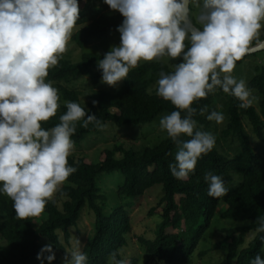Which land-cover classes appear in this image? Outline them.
<instances>
[{
  "label": "clouds",
  "instance_id": "9594fccd",
  "mask_svg": "<svg viewBox=\"0 0 264 264\" xmlns=\"http://www.w3.org/2000/svg\"><path fill=\"white\" fill-rule=\"evenodd\" d=\"M124 17L117 31L120 43L98 60L102 82L116 86L141 61H178L172 72L159 73L155 94L176 110L163 115L159 127L176 144L169 164L177 179H187L202 156L213 150L215 136L194 119L207 107H193L218 89L246 109L251 92L232 73L236 62L264 50V0H104ZM193 5L197 12L193 15ZM79 0H0V195L13 201L18 220L39 216L67 178L77 171L68 162L74 149L77 122L87 128L106 125L85 106L66 101L59 123L45 129L42 122L60 108L58 89L47 79L67 50L79 20ZM206 118L222 123L223 113ZM188 137L185 140L183 137ZM208 195L224 197L230 187L221 175L203 176ZM255 234H264V216L255 220ZM264 242V235H259ZM77 240L65 248V264H88ZM45 253H48L45 256ZM109 264H127L110 254ZM41 264L56 259L52 245L37 254ZM250 264H264L257 254Z\"/></svg>",
  "mask_w": 264,
  "mask_h": 264
},
{
  "label": "trees",
  "instance_id": "16d2710c",
  "mask_svg": "<svg viewBox=\"0 0 264 264\" xmlns=\"http://www.w3.org/2000/svg\"><path fill=\"white\" fill-rule=\"evenodd\" d=\"M79 8L80 15L76 25L81 28L72 37L78 47L87 46L94 39H109L119 33L117 29L124 17L119 11L111 14V9L104 0H79ZM261 38L264 39V36ZM109 50L84 53L76 62L61 57L58 65L49 70L47 79L58 89L61 106L56 116L42 122L45 129L60 122L59 116L67 110L66 101L84 106L81 91L69 88L63 82L89 75L91 84L98 87L102 77L98 60ZM256 53L258 52L253 54ZM245 57L237 63L242 62ZM173 70L174 66L166 61L143 62L130 70L120 88L97 91L95 102L86 107L88 114L97 115L104 124L113 122L119 126L139 127L153 123L160 115L176 110L171 102L163 100L152 91L159 73ZM256 72L248 87L261 94L259 109L253 104L246 109L240 108L237 98L220 89L194 103L193 107L198 110L207 107L208 112L200 115L198 111L194 119L201 130L209 131L215 136L216 144L211 152L198 159L194 172L187 179H177L171 174L169 164L174 162L177 147L165 133L152 145L144 143L141 148L134 145L126 147L124 144L107 148L98 163L89 162L85 157L69 155L68 162L77 171L60 186V199L52 198L37 217L18 220L13 201L0 195V239L5 241V244H0V264H41L37 254L47 245L44 239H48L52 246L66 254L62 233L68 242L71 229L78 226L85 206L96 216L93 235L83 249L88 255V264H109L110 254L113 252L118 253V259H124L122 250L129 244L133 231L131 207L138 205L147 190L157 184L163 185V193L158 198L157 206L150 212L153 214L157 207L162 206L155 237L148 239L145 234L138 237L152 258L166 264L187 263L211 228L223 202L226 203L221 214L223 218L247 221L249 224L223 229L225 243L217 245L215 249L226 251V257L213 264H250V260L257 254L264 258V242L259 239V235L264 234H256L249 246L243 247L248 233L255 232L258 226L256 218L264 216V154L252 145L247 129L249 125L254 133L264 138V68L257 67ZM224 96L227 98L224 110L228 124L223 134L230 136L232 142L234 138L239 141L233 156L221 148V138L211 131L213 121L206 118L211 111H218L217 101ZM82 123L77 122V131L72 136L75 145H80L88 134L98 130L93 124L85 128ZM183 139L189 138L185 136ZM118 153L122 156L118 157ZM233 169L236 170L234 173ZM114 171H120L124 175L117 195L133 201L127 208L113 207L106 213L104 206L99 203L103 198L99 178L103 173ZM208 171L221 175L227 184H231L226 196L214 199L207 194L203 176ZM177 195H181L180 201L177 200ZM62 201L61 208L59 202ZM59 261L57 257L54 260ZM44 264H48V261L45 260ZM128 264H139V259L132 258Z\"/></svg>",
  "mask_w": 264,
  "mask_h": 264
},
{
  "label": "rangeland",
  "instance_id": "374dc122",
  "mask_svg": "<svg viewBox=\"0 0 264 264\" xmlns=\"http://www.w3.org/2000/svg\"><path fill=\"white\" fill-rule=\"evenodd\" d=\"M193 15L196 14L197 9L196 6L193 5ZM117 10H110L111 14L117 13ZM81 26L76 25L73 29V34L71 39L68 42L67 50L62 55L65 59H70L71 61H79L84 53L93 52V51H104L109 50L113 45H118L120 43V33L113 35L109 39H94L90 44L84 47H78L73 41L72 37L77 32ZM264 36V34H262ZM261 36V37H262ZM263 39V38H261ZM162 61H166L172 66L178 61L170 60L165 57ZM145 61H141L142 64ZM139 64V65H140ZM261 67L264 68V50L258 51L256 54H250L245 57V59L237 63L236 67L233 71V75L239 80L244 79L247 83L252 80L256 75V68ZM124 80L120 81L116 86H109L107 83L100 81V85L98 87H94L91 84V80L89 75H85L77 80H72L70 82H63L65 86H68L72 89H77L81 91V101L82 104L86 107L89 106V103L95 102L97 91L100 89H118L123 85ZM249 88V87H248ZM251 92V104L256 106L259 109V104L261 101V94L256 89L249 88ZM155 92V85L152 89ZM227 98L218 99V111L223 113L225 119L222 123L217 124L213 121L211 126V131L221 138L220 145L222 149L228 151L230 155H235V148L238 146V139L234 138L233 142L227 136H224L223 131L227 127L228 117L226 116V111L224 110V104ZM168 113H164L160 115L153 123L146 124L142 126H134V125H125L119 126L113 122L105 123L106 127L101 130L88 134L86 139L80 144L75 145L72 150L70 156L75 157H85L89 162L98 163L102 158V153L107 148H112L115 145L124 144L127 146H137V148H141L145 143L152 145L156 139L165 134V131H162L159 127L160 118ZM248 132L251 137L252 145L260 152L264 154V138H260L256 133H254L249 125H247ZM219 148L221 151H223ZM118 157H121L122 154L118 153ZM236 170L233 169L232 173ZM124 181V175L120 171H114L111 173H103L99 178V185L101 187V193L103 198L99 201L101 205L104 206L105 212L113 207L124 206L127 208V205L131 203L133 200L129 198L119 197L117 195V189L119 185H121ZM65 183V182H64ZM230 187L231 184L229 183ZM59 191V190H58ZM58 191L54 194L53 199L59 200ZM163 193V185L157 184L147 190L144 195V199L137 203L138 205L131 207V220L133 223V231L129 237V244L122 250V255L124 260L127 261V264L130 263L132 258H138L139 264H166L164 262L157 261L156 258H152L150 254L145 249V246L141 244L138 237L145 234V237L150 239L155 237V229L157 224L160 222L161 218L158 216L160 212H162V206L157 207L156 211L152 214L151 209L156 207L158 204V198ZM181 195H177V200L180 201ZM61 208L63 207L62 203L59 202ZM226 208V203H222L219 208L217 215L213 221V224L209 231L206 233L204 238L201 240L200 245L190 260L185 264H213L215 262H219L222 260V257H226V251L223 249H215V247L220 244L223 245L225 243L223 233L224 228H235L241 225H247L249 222L247 221H235L232 219L223 218L221 216L223 210ZM95 214L88 207L85 206L82 210L78 226H74L71 229V236L69 241H65L64 233H62V239L64 242L65 248H72L77 240L81 242V249L83 250L85 245L89 242L90 237L93 235L94 227H95ZM40 223H37L39 225ZM171 228H169V231ZM255 232H249L246 238V241L243 247H248L250 242L255 238ZM44 242L47 245H52L48 239H44ZM0 244H5V241L0 239ZM8 247V243L6 244ZM53 251L55 252V256L60 260L59 262L52 261L51 264H65V256L67 255L70 259V253L64 254L63 250L57 249L52 246ZM214 248V249H212ZM206 252V253H203Z\"/></svg>",
  "mask_w": 264,
  "mask_h": 264
},
{
  "label": "water",
  "instance_id": "95a60500",
  "mask_svg": "<svg viewBox=\"0 0 264 264\" xmlns=\"http://www.w3.org/2000/svg\"><path fill=\"white\" fill-rule=\"evenodd\" d=\"M261 51H263V50H261ZM253 53H255V52H253ZM253 53H251V54H253Z\"/></svg>",
  "mask_w": 264,
  "mask_h": 264
}]
</instances>
